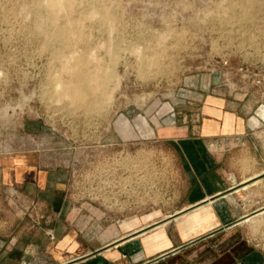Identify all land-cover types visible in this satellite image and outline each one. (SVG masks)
<instances>
[{"label": "rangeland", "instance_id": "374dc122", "mask_svg": "<svg viewBox=\"0 0 264 264\" xmlns=\"http://www.w3.org/2000/svg\"><path fill=\"white\" fill-rule=\"evenodd\" d=\"M54 1L0 0V234L10 240L50 216L5 184L20 157L68 170L71 207L97 228L172 203L177 150L158 131L176 112L220 99L264 117V0H95L114 13L107 27L79 15L89 1L76 11L64 5L57 22L77 24L88 39L74 33L68 47L37 27ZM82 56L111 76L98 110L61 96L71 79L64 65ZM26 255L20 264L36 263Z\"/></svg>", "mask_w": 264, "mask_h": 264}, {"label": "crops", "instance_id": "0c3cea01", "mask_svg": "<svg viewBox=\"0 0 264 264\" xmlns=\"http://www.w3.org/2000/svg\"><path fill=\"white\" fill-rule=\"evenodd\" d=\"M223 102L176 112L158 131L177 150L173 205L137 209L109 226L78 219L68 170L18 158L5 184L50 216L15 239L0 234V264H20L26 254L35 264H264V117Z\"/></svg>", "mask_w": 264, "mask_h": 264}, {"label": "bare ground", "instance_id": "6f19581e", "mask_svg": "<svg viewBox=\"0 0 264 264\" xmlns=\"http://www.w3.org/2000/svg\"><path fill=\"white\" fill-rule=\"evenodd\" d=\"M89 1L90 8L87 11L80 12L79 15L85 18H98L99 24L102 27H107L114 19V13L111 9L100 6L95 0H60V2L54 1L47 6L50 11V16L47 20L39 22L37 27L39 30L47 36L48 43L63 45L68 47L71 43V36L74 33L79 34V41L87 43L83 31H81L77 24H59L56 20L60 6H66L70 11H76L78 3ZM250 0H247L248 4ZM244 13L248 12L247 5H244ZM113 52L116 51L117 45L115 43L110 44L109 47ZM55 55L58 58H63L64 53L61 50H57ZM67 72L70 74L69 84L62 86V95L69 96L73 102L81 104L86 103L92 110L99 109V102L101 97L105 94V87L107 81L111 78L109 73L92 71L89 68V62L86 56L76 58L74 63L69 62L64 65ZM90 97L92 100H90ZM125 129H131V125L127 120H122Z\"/></svg>", "mask_w": 264, "mask_h": 264}]
</instances>
